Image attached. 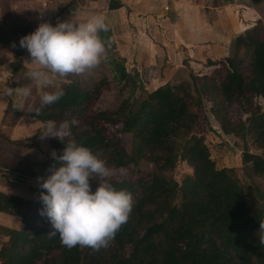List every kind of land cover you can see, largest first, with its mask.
Masks as SVG:
<instances>
[{
	"label": "trees",
	"instance_id": "16d2710c",
	"mask_svg": "<svg viewBox=\"0 0 264 264\" xmlns=\"http://www.w3.org/2000/svg\"><path fill=\"white\" fill-rule=\"evenodd\" d=\"M80 1L67 0L56 22L66 19L68 5ZM249 1L255 6L262 0ZM119 5L109 0L110 8ZM34 29L25 25L11 36L0 34V43L13 47L12 77L24 70L19 38ZM234 47L231 56L197 60L205 73L165 83L138 100L141 82L127 74L109 107L99 102L109 80L93 70L56 76L64 81L43 91L59 87L65 94L39 114L41 92L25 110L11 107L9 100L16 114L35 119L43 130L48 122L69 121L72 135L65 143L74 139L112 172L122 170L123 175L97 179L131 193L133 209L107 247L69 249L58 235L48 234L51 224L40 214L38 199L45 190L39 184L36 199L0 191V213L18 220L17 227L1 228L0 264H264V113L259 102L264 100V27L257 24L237 35ZM240 47L245 58L236 51ZM205 102L225 134L249 139L261 151L243 149L250 178L241 185L228 173L231 169L217 166L210 146L226 141L211 126ZM45 141L57 155L64 147L55 137ZM55 163L50 155L22 174L42 180ZM89 183L94 190L98 181L89 178Z\"/></svg>",
	"mask_w": 264,
	"mask_h": 264
},
{
	"label": "rangeland",
	"instance_id": "374dc122",
	"mask_svg": "<svg viewBox=\"0 0 264 264\" xmlns=\"http://www.w3.org/2000/svg\"><path fill=\"white\" fill-rule=\"evenodd\" d=\"M30 1L32 11L27 13V10H24L25 3L24 9H21L19 13H12L11 2L0 0V18L3 21L0 34L3 37L11 36L10 34L23 24L32 25V14L36 12V7L41 4L42 0ZM165 5L167 6L166 13L169 15L171 22L176 24L175 32L177 36H174L175 38H172L170 43L174 42L175 51H180V47L188 43L189 45H196L195 60L206 61V58H208L207 53L212 56L213 60L231 56L235 50L234 40L237 35H244L246 31L257 24L264 27V0L255 6H252L249 0H181V2L168 1ZM130 27L132 28L130 37L138 38L139 32L136 27L133 24ZM207 44L210 45V48ZM5 51L6 59L10 61L12 59L10 57L11 50L6 48ZM236 51L239 57L244 55L242 47L236 49ZM243 58L245 57L243 56ZM130 60H125L122 57H112L109 60L105 58L100 64L89 70L90 72L92 70L99 71L106 75L111 85L100 96V105L109 107L114 101L116 102V89L123 83L127 74L141 82V85H137L136 100L140 99L144 93L152 90L158 83L176 84L190 78V75L188 78L187 71L182 63V53L176 57L175 61L169 62L172 66L171 69L161 67L159 62H164V58L156 59L153 69H151V65L150 67H144L140 62L137 63L134 58H130ZM21 62L24 65V70L21 69L16 76L12 77L10 75V78L14 81L13 88L28 83L32 87V94L24 101L23 107L16 110H25L26 106H30L41 92L39 86L28 82L24 77L29 67L22 58ZM159 67L162 69L157 74L156 69ZM199 67H197L196 73L203 74L206 72L205 68L201 69ZM155 74L159 77L157 81L152 82ZM63 81L62 79L56 81L57 83L53 81L54 83L51 86H58ZM190 91L191 95H194L192 88ZM9 100L11 107H13L20 100V97L15 94L9 97L0 92V191L36 199L35 190L38 181L22 173L27 172L34 163L41 162L47 156H50L53 150L49 147L45 138L41 139L43 126L33 118L16 114L9 107ZM259 102L264 113V100H259ZM204 106L211 126L221 132L226 141V144L220 146H210L217 160V166L231 169L228 173L237 184L241 185L247 182L250 178V168L247 165L248 163L244 164L243 162V149L247 147L250 152L258 154L261 151L256 149L249 139L243 142L232 135L225 134L220 129L218 122L209 113V103L205 102ZM142 166L144 165L142 164ZM123 173L122 170L118 172L111 171L112 175L120 176ZM17 225L18 220L0 213V231L3 227H17Z\"/></svg>",
	"mask_w": 264,
	"mask_h": 264
},
{
	"label": "clouds",
	"instance_id": "9594fccd",
	"mask_svg": "<svg viewBox=\"0 0 264 264\" xmlns=\"http://www.w3.org/2000/svg\"><path fill=\"white\" fill-rule=\"evenodd\" d=\"M104 14H93L82 21L60 20L55 24L39 23L36 28L19 38V45L30 56V67L25 73L28 82L42 90L39 114L46 106L57 102L65 93L56 87L43 91L53 84V76L67 77L81 75L96 67L106 58L109 42L100 35L108 31ZM4 95L20 97L13 105L21 109L32 94V87L26 83L17 87H6ZM75 124V121H71ZM69 121L57 125L48 122L41 133V139L55 137L64 145L57 155H50L56 162L50 174L38 178V199L42 208L40 214L51 224L49 236H59L60 243L72 248L77 245L98 250L107 247L120 227L125 224L133 209L131 193L118 189L112 183L97 178L111 175L106 162L71 137ZM89 178L98 183L93 190Z\"/></svg>",
	"mask_w": 264,
	"mask_h": 264
},
{
	"label": "crops",
	"instance_id": "0c3cea01",
	"mask_svg": "<svg viewBox=\"0 0 264 264\" xmlns=\"http://www.w3.org/2000/svg\"><path fill=\"white\" fill-rule=\"evenodd\" d=\"M9 1L11 2L10 8L12 13H19L21 9H24L25 3L24 10H27V13L32 11L30 0ZM168 1L181 2V0H119L120 5L118 7L110 8L109 0H82L76 4L68 5L64 15L66 19L75 21H82L93 14L105 15L109 28L107 32H103L100 35L109 42L106 48V58L108 60L112 57H122L125 60L134 58V61L137 63L140 62L144 67H150L151 65V69H153L155 60L164 58V62H159L161 67L171 69L170 67L172 66L170 63L173 60L175 61L176 57L182 53V63L189 78V75L196 73L198 66L203 69V66L198 62L205 61L198 60L197 62L195 60L194 56L197 54L195 50L197 49L196 45H189L188 43L180 47V51H175L174 42L170 43V40L175 38L177 33L175 32L176 24L171 22L169 15L166 13L167 9H164L166 6L165 3ZM66 2L67 0H42L41 4L36 7V12H33V14L31 12L33 15L31 26L36 28L41 22L55 24L57 10ZM54 10L56 11L53 13L52 11ZM132 24L139 32V35H137L138 38L130 37L132 34L130 25ZM25 25L23 24V26ZM2 26L3 21L0 18V27ZM3 44H0V92L2 93H4L6 87H13L14 82L10 78L11 69L9 63L12 62V59L9 61L5 56L6 48H9L12 53L13 47L8 44ZM208 48H210V45H208ZM208 54L206 61L213 60L212 56ZM10 57L12 58V54ZM21 58L30 67V56L26 49H24ZM162 68L159 67L156 69V73L159 74ZM157 74L152 78V82L157 81L159 77ZM52 79L55 82L60 80L56 76H53ZM161 85L163 84L158 83L154 88Z\"/></svg>",
	"mask_w": 264,
	"mask_h": 264
},
{
	"label": "built area",
	"instance_id": "2783aa9c",
	"mask_svg": "<svg viewBox=\"0 0 264 264\" xmlns=\"http://www.w3.org/2000/svg\"><path fill=\"white\" fill-rule=\"evenodd\" d=\"M164 9L166 10L167 9V6H165Z\"/></svg>",
	"mask_w": 264,
	"mask_h": 264
}]
</instances>
